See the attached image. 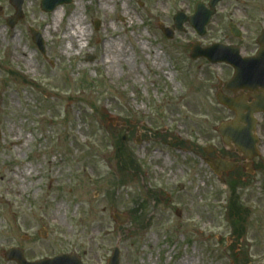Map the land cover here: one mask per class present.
I'll return each instance as SVG.
<instances>
[{"label":"rangeland","instance_id":"1","mask_svg":"<svg viewBox=\"0 0 264 264\" xmlns=\"http://www.w3.org/2000/svg\"><path fill=\"white\" fill-rule=\"evenodd\" d=\"M157 1L125 0L136 14L129 21L122 6L105 8L101 0L51 12L41 0H25L11 28L15 8L0 0V264H18L3 254L10 247L22 248L28 261L73 252L84 264H107L116 246L120 264H264V113L256 114L255 172L217 175L196 151H223L217 127L235 113L216 94L234 69L190 57L196 41L254 54L264 0H246L236 16L228 15V0H218L203 35L189 22L176 29L174 16L210 0H164L168 18L147 17ZM56 9L64 12L57 22ZM74 14L87 37L65 50ZM159 23L173 28V38ZM30 27L41 31L45 56ZM16 169L24 171L20 195L8 183Z\"/></svg>","mask_w":264,"mask_h":264},{"label":"water","instance_id":"2","mask_svg":"<svg viewBox=\"0 0 264 264\" xmlns=\"http://www.w3.org/2000/svg\"><path fill=\"white\" fill-rule=\"evenodd\" d=\"M73 0H42L41 9L47 12L53 11L58 5L64 3H71ZM218 0H211V9L207 10L203 3H198L196 12L187 16L183 11H178L174 17L175 26L183 30V24L189 21L192 26L197 30L200 35L205 34L206 25L210 21L212 14L215 11V5ZM11 3L16 8L14 16L8 18V25L14 27L17 21L23 16L22 6L24 0H11ZM99 26V21L96 22V28ZM160 28L164 33L172 38L174 31L170 27H166L163 23H159ZM232 33L240 37L241 32L231 25ZM33 41L38 45L39 50L45 55L46 46L42 34L39 30L31 28ZM260 45L259 50L253 56L243 57L239 53V47L234 45H225L221 43H214L208 47H201L200 42H195L191 57L197 59L201 56L206 57L212 63L226 62L233 66L234 76L232 79L224 83L226 89L232 90L236 93L239 90L248 89V94L242 93L241 95L227 96L223 93L220 85V90L217 93L218 100L233 109L236 112V118L232 121L222 122L218 127V131L223 138L226 145L234 143L242 156L247 159L249 172H253V158L259 154L257 144L259 139L255 134L257 127V119L255 113L264 112V29L258 38ZM90 60L94 56H89ZM253 98L252 103L248 100ZM113 120V119H112ZM126 135L124 136V139ZM209 150V149H207ZM211 166L214 167L217 173L228 172L237 166L233 160L229 159H212ZM181 215V211H177ZM114 216L119 223H124L122 214L115 212ZM4 256L8 259H15L18 264H83L81 257L76 253H64L52 258H43L41 260L29 262L25 259L23 250L18 247H12L4 252ZM107 264H120V249L115 247L112 256L109 258Z\"/></svg>","mask_w":264,"mask_h":264},{"label":"bare ground","instance_id":"3","mask_svg":"<svg viewBox=\"0 0 264 264\" xmlns=\"http://www.w3.org/2000/svg\"><path fill=\"white\" fill-rule=\"evenodd\" d=\"M101 1H102V3H104L105 8H107L111 3H113L116 6H122L121 11H122V13H124V15H126L127 20H129V21H133L136 17L135 12L133 13V11L129 7L128 3L124 2L125 0H101ZM245 2H246V0H228V3L226 4V6L228 7V10H227V12L229 13L228 15L229 16H236V15H238V13L240 11L245 10V7H244ZM163 4H164V0H158L156 2V4L154 5V7L152 8V10L148 12L147 17L167 19L168 17L164 14V10L162 9ZM179 4L181 5V8L187 9V7L184 5L183 1H181ZM53 15H54V20L57 22L59 20V18L64 17V12L60 13L59 10L56 9L53 12ZM76 25H79V28H80L79 30H78V27H76ZM126 25H127V23H126ZM127 27H129V25H127ZM71 29H72V32H71ZM52 31L53 30L50 27H48V32L51 33ZM1 34H2V32L0 29V35ZM83 36L87 37V30L85 27L82 26V22L79 19V17L75 18V14H74L73 16L70 17L68 29L66 31L65 37L69 38V42L65 44V50L72 49L74 46V43L79 44V39H80V37H83ZM184 37L188 38V35L186 34ZM20 54L24 55V52H20ZM159 57H160V54L157 52L155 59H159ZM18 137H19L18 135L15 136V138H18ZM156 156L159 157L160 154H157ZM23 172H20L16 169L8 177V183L13 185V187H9V189L14 191L17 195H20L21 191H22V187L18 185L17 181L19 180V177L21 175H23ZM25 172L27 175H31L32 167L26 166ZM3 178L4 177L1 176V179H3ZM55 213L58 214L59 212L56 211Z\"/></svg>","mask_w":264,"mask_h":264},{"label":"flooded vegetation","instance_id":"4","mask_svg":"<svg viewBox=\"0 0 264 264\" xmlns=\"http://www.w3.org/2000/svg\"><path fill=\"white\" fill-rule=\"evenodd\" d=\"M129 131L130 129L128 130V133ZM196 153H197V157L202 159L205 164H206L205 158L209 156L233 159L239 163V165L235 168V170H233V174L241 175L243 173H246L247 167L244 166L246 161L245 159L242 158V156L240 155V153L238 152L237 148L234 145H232L231 147L224 146L223 151L215 148L210 154H208L205 151L202 152L196 151Z\"/></svg>","mask_w":264,"mask_h":264},{"label":"trees","instance_id":"5","mask_svg":"<svg viewBox=\"0 0 264 264\" xmlns=\"http://www.w3.org/2000/svg\"><path fill=\"white\" fill-rule=\"evenodd\" d=\"M236 194L233 195V197H231L230 199V212L233 215V219L237 220V215L241 213V206L239 204V201L237 199V197H235ZM237 222V221H235Z\"/></svg>","mask_w":264,"mask_h":264}]
</instances>
